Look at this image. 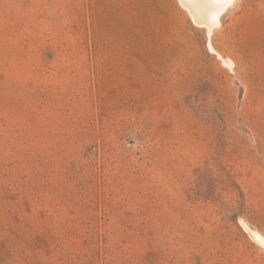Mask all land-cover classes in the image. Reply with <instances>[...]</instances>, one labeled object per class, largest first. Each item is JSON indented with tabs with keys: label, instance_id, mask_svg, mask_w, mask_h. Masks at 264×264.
Returning a JSON list of instances; mask_svg holds the SVG:
<instances>
[{
	"label": "rangeland",
	"instance_id": "obj_1",
	"mask_svg": "<svg viewBox=\"0 0 264 264\" xmlns=\"http://www.w3.org/2000/svg\"><path fill=\"white\" fill-rule=\"evenodd\" d=\"M0 264H264V0H0Z\"/></svg>",
	"mask_w": 264,
	"mask_h": 264
},
{
	"label": "bare ground",
	"instance_id": "obj_2",
	"mask_svg": "<svg viewBox=\"0 0 264 264\" xmlns=\"http://www.w3.org/2000/svg\"><path fill=\"white\" fill-rule=\"evenodd\" d=\"M199 26H206L211 31L221 25L223 15L236 0H181ZM252 236L263 243L262 237L251 231Z\"/></svg>",
	"mask_w": 264,
	"mask_h": 264
}]
</instances>
